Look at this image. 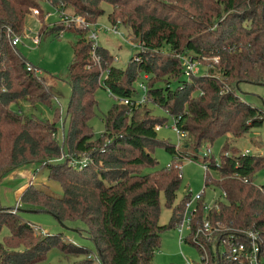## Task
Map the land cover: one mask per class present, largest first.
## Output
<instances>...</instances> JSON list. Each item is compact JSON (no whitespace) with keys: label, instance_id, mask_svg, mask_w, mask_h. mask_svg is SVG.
Returning <instances> with one entry per match:
<instances>
[{"label":"trees","instance_id":"16d2710c","mask_svg":"<svg viewBox=\"0 0 264 264\" xmlns=\"http://www.w3.org/2000/svg\"><path fill=\"white\" fill-rule=\"evenodd\" d=\"M40 1L0 0V179L22 163L36 161L46 166L47 177L60 184L61 193L54 195L29 182L20 190L16 210L0 204V230H7L0 237V264H34L50 249L67 259L58 264H153L162 231L179 222L190 198L185 190L174 203L181 174L173 165L182 157L204 162L202 190L217 187L223 197L207 209L202 195L195 200L183 241L198 252L201 243L209 264H247L227 254L230 241L246 243L244 237L231 235L236 230H256L264 244V181L253 180L254 172L264 166V154L232 150L219 152L216 161L201 155L199 148L202 142L212 143L226 133L238 136L264 123V110L243 100L235 86L242 81L264 85V0H44L89 23L105 14L108 23L126 27L138 44L120 67L110 62L113 55L99 43L92 57L88 27L60 18L40 24V37L59 36L61 30L73 34L60 142L55 136L59 107H53L52 120L20 109L22 100L31 107H50L54 95L37 68L5 36L7 26L21 31L31 7L37 15L44 12ZM182 55L217 61L204 73L184 76ZM139 81L145 86L144 99L135 102ZM97 87L128 102L115 99L101 114L102 130L94 134L89 120ZM154 107L163 115L152 112ZM167 117L187 132L189 142L175 146L157 136L154 125ZM156 147L170 153L169 165L157 166L152 155ZM79 154L86 157L84 163H68L67 157ZM142 167L153 169L143 172ZM159 196L170 208L162 224ZM27 209L48 212L60 223L81 221L84 226L75 228L84 231L93 247L75 243L60 231L33 233V224L21 214ZM204 218L219 224L212 239L198 234L192 240Z\"/></svg>","mask_w":264,"mask_h":264},{"label":"rangeland","instance_id":"374dc122","mask_svg":"<svg viewBox=\"0 0 264 264\" xmlns=\"http://www.w3.org/2000/svg\"><path fill=\"white\" fill-rule=\"evenodd\" d=\"M40 6L44 12L33 13L31 10L25 15L20 34L21 41L16 44L19 51L26 57V59L37 68L39 74L43 77L45 84L54 95L52 104L49 107L43 103H37L31 107L26 101H20V109L25 113H33L38 117L45 119H53V107H59L57 112L58 119L57 132L55 136L59 140H62V124L64 117V110L67 99L69 97V85L66 81V68L69 64L72 56L71 42L73 40V34L70 30H61L59 36L53 34H47L39 37L37 44L32 43L30 38L35 35L39 29L40 24L50 23L57 20V14L54 12L52 6L44 0L40 1ZM106 10L108 5H104ZM46 13L49 16L46 17ZM95 29L99 31L97 41L100 45L108 48L109 52L115 57L111 59V63L117 66L123 67L128 58L138 50L137 42H134L130 31L123 26L118 25V29L122 35H117L108 29H104L101 25H107L105 14L100 15L94 22ZM50 25V24H47ZM217 57H213L211 60H195L196 71L204 73L207 71L210 63L217 61ZM209 61V62H208ZM237 84L236 92L245 101L256 105L264 110V85L253 82H235ZM95 99L97 101L94 115L89 120V124L92 127L94 134H98L102 130V122L100 120L101 114L107 109V107L115 100L105 89L97 87L94 92ZM15 107V105H14ZM150 110V109H149ZM152 112L162 114V111L158 107H154ZM163 115V114H162ZM172 118L167 117V126H160L156 130V134L159 138L168 140L175 143V146H182L184 143L189 142L187 138V132L184 130L183 137H177L174 131L171 129ZM66 121H64V126ZM201 154L206 151L207 155L213 156L214 160H218L219 152L226 154L232 150L244 152L245 150L250 153L264 154V123L258 126H254L247 131L241 133L238 136L226 133L224 136L218 137L212 143L202 142L200 148ZM152 155L156 158L157 166H164L170 164L171 155L165 151L162 147L154 148ZM67 157L68 163H72L77 160L86 159L84 154H79L77 157ZM66 159V157H65ZM175 166L178 172L181 174L180 184L176 192L174 203L177 202L182 193L185 190L190 191V203L194 205L192 201L193 194L202 190V180L204 175V169L199 162V158L195 157H182L179 163ZM151 167H142V171H150ZM22 171L24 173L22 174ZM25 173L29 174V180L34 185L41 187L43 190L50 192L54 195L61 193L60 184L53 179L47 177V168L44 165H40L38 162H26L19 165L17 168L3 173L0 179V204L11 207L19 199L17 194V187L21 185L25 180ZM212 176H215V172L209 170ZM253 180L255 183L264 181V166L258 169L253 174ZM20 193V192H19ZM222 193L217 187L205 186L202 194V202L212 205L215 199H222ZM160 212L158 216L159 223H166L170 214V208L162 205V197L159 196ZM19 206V205H18ZM22 216L37 226L39 229L32 228L33 233L42 234V231L53 233L62 232L64 237L74 241L75 243L82 244L88 247H93L91 239L87 238L84 231L79 233L75 226L83 227V223L78 220H68L65 223L58 222L50 213L45 211H22ZM42 230V231H41ZM7 232L5 227L0 230V237ZM185 235V232H184ZM177 230L174 227L167 228L162 231L158 247L153 251L152 261L153 264H187L188 262L198 263L200 261V254L197 249L190 243L176 240ZM71 259V258H70ZM65 257L60 256V253L55 249H50L47 252L46 257L34 264H58L62 261L66 262ZM69 261V260H68ZM93 264H99L94 261Z\"/></svg>","mask_w":264,"mask_h":264},{"label":"built area","instance_id":"2783aa9c","mask_svg":"<svg viewBox=\"0 0 264 264\" xmlns=\"http://www.w3.org/2000/svg\"><path fill=\"white\" fill-rule=\"evenodd\" d=\"M54 9V8H53ZM29 10H31L33 13L37 14V10L33 7H31ZM54 12L57 14V17L62 19L64 23H70L73 24L76 27H88L87 30V38L90 40V46H91V54L92 57H95L93 55V48L98 44L97 38L99 31L95 29V24H91L87 22L82 16L80 15H72V14H67L62 11H59L57 9H54ZM49 16V13H46V17ZM104 29H108L114 34L117 35H122L120 30L118 29V24H110L108 23L107 25H101ZM5 36L12 45H16L18 42L21 41V36L20 34L15 33L9 26L5 28ZM38 32L33 35L30 40L32 43L37 44L39 42V37H38ZM113 58H115L113 56ZM181 64H182V73L184 76H188L191 73H196V66H195V61L189 59L187 56H180ZM106 70L103 71L105 73ZM137 88L139 89L140 94L137 96L135 102H140L144 99V93H145V86L142 82H137ZM111 96H113L114 99H118L119 101H122L123 103L128 102L127 99L125 98H117L114 95H112L109 91H107ZM160 126H167L166 121L163 123H156L154 125V129L157 130L160 128ZM171 129L174 131L175 135L177 137H183L184 136V131L180 128H178L175 124L174 121H171ZM248 152L247 150L244 151ZM201 154V153H200ZM206 151L204 154L205 155ZM85 158L82 160H77L72 162L73 164L78 163L82 164L85 162ZM169 165V164H167ZM175 165V164H174ZM203 169L206 168V164L203 162L202 163ZM203 194V190H200L199 192L193 194L192 196V201L195 202V200ZM20 204L19 199L15 202L14 206H11V210L14 211L18 208V205ZM192 204L190 203V199L186 200L184 202L182 212H181V219L179 222L174 226V228L177 230V237L176 240L178 243L183 241L184 236L187 234V232L190 230L191 227V221L193 219V213L192 210L194 209V205L191 206ZM210 206V204H205L203 203V209H207ZM218 222H215L214 225L211 224L210 220L208 218H204L201 222V224L196 228L195 232L192 234L191 238L192 240L196 239L198 234H201L202 237L206 241H209L212 239V233L213 230L216 229L218 226ZM214 226V227H213ZM32 228L34 229H39L37 226L33 225ZM42 231V230H41ZM43 232V231H42ZM185 232V235H184ZM231 235H236L237 237L242 236L246 240V243L242 240L235 239L233 241H230L229 243V248H228V257H231L232 259H244L247 264H264V244L262 245L259 242V236L256 230H250V229H240L236 230L231 233ZM200 261L198 263H192L188 262L187 264H209L208 263V256L206 253L205 248L203 245L200 243ZM218 257V253H217ZM211 264V263H210Z\"/></svg>","mask_w":264,"mask_h":264},{"label":"crops","instance_id":"0c3cea01","mask_svg":"<svg viewBox=\"0 0 264 264\" xmlns=\"http://www.w3.org/2000/svg\"><path fill=\"white\" fill-rule=\"evenodd\" d=\"M24 173V171H22V174ZM25 180H27V181H23L22 183H21V185H19L18 187H17V194H19V192H20V190L27 184V183H29L30 182V180H29V174H26L25 173Z\"/></svg>","mask_w":264,"mask_h":264},{"label":"water","instance_id":"95a60500","mask_svg":"<svg viewBox=\"0 0 264 264\" xmlns=\"http://www.w3.org/2000/svg\"><path fill=\"white\" fill-rule=\"evenodd\" d=\"M235 86H237V84H235ZM25 211H35V210H30V209H27V210H25Z\"/></svg>","mask_w":264,"mask_h":264}]
</instances>
